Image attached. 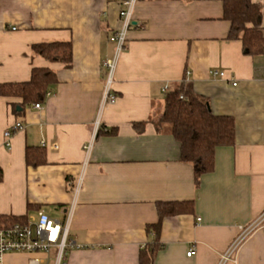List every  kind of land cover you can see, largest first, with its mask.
I'll list each match as a JSON object with an SVG mask.
<instances>
[{
    "label": "crops",
    "instance_id": "obj_1",
    "mask_svg": "<svg viewBox=\"0 0 264 264\" xmlns=\"http://www.w3.org/2000/svg\"><path fill=\"white\" fill-rule=\"evenodd\" d=\"M251 1L261 4L264 34V0ZM118 11L119 0H0V82L26 81L32 67L57 77L40 108L15 113L19 99L0 96V216L43 212L61 221L73 205L65 264H141L156 202L193 200L192 212L163 218L151 264H218L237 226L264 209V54H244L239 40L226 38L220 1L138 0L113 74L115 101L101 106ZM55 41L71 43L70 66L31 51L32 43ZM185 78L213 114L235 121L234 143L215 148L213 169L197 187L178 142L152 123L166 91ZM97 118L115 133H96L75 194ZM17 121L23 128L11 131L7 148L4 131ZM27 146L41 147L45 162L27 165ZM33 255L5 253L2 264ZM224 264H264V229Z\"/></svg>",
    "mask_w": 264,
    "mask_h": 264
},
{
    "label": "trees",
    "instance_id": "obj_2",
    "mask_svg": "<svg viewBox=\"0 0 264 264\" xmlns=\"http://www.w3.org/2000/svg\"><path fill=\"white\" fill-rule=\"evenodd\" d=\"M222 5V18L229 22L227 39L239 40L242 51L247 55L264 54V34L261 26L262 8L251 0H217ZM33 54L49 61L71 64V43L68 41L36 42L31 44ZM57 82L52 69L32 67L26 81L0 82V96L13 97L19 102L12 104V110L19 113L26 106L45 100ZM183 94V98L179 95ZM16 107L20 108L17 111ZM157 132H167L178 142L182 161L190 162L193 169L194 184L197 187L202 174L212 171L214 152L218 146L232 145L235 140V121L229 115L213 114L208 99L193 92L189 82L180 81L166 91L162 114L152 120ZM133 127L141 131L144 122H133ZM97 133H115V128L100 126ZM41 147L27 146L25 162L37 166L45 162ZM3 170L0 167V181ZM157 221L146 225V231L153 233L152 242L139 251V262L151 264L161 247L158 242L161 222L164 217L193 211V200L157 201ZM24 216H0V226L14 222H24Z\"/></svg>",
    "mask_w": 264,
    "mask_h": 264
},
{
    "label": "built area",
    "instance_id": "obj_3",
    "mask_svg": "<svg viewBox=\"0 0 264 264\" xmlns=\"http://www.w3.org/2000/svg\"><path fill=\"white\" fill-rule=\"evenodd\" d=\"M137 2L138 0H119V25L109 36V39L114 44V53L110 59L104 62L106 75L101 106L115 101L116 97L111 90L113 74L116 69L117 60L125 49L127 33L134 25L133 13ZM14 28L15 27L12 29ZM211 74L222 77L224 76V71H211ZM182 81L185 83L188 82L186 78ZM166 89H168V86H165V90ZM46 95L49 96L50 92H47ZM179 98H183V94H180ZM40 106L41 104L39 102L33 103L34 108H40ZM100 123V119L97 118L93 124V135L91 140H89V142L83 147L84 160L76 184L74 185L75 194L78 192L82 183L84 165L89 159L94 137L101 126ZM22 128L23 124L17 121L4 131V144L7 148H10L9 138L11 131ZM72 212L73 205L70 206L64 219L61 221L50 218L43 212H39L37 216L31 217L24 222H14L6 226L1 225L0 264H2V257L5 253L20 252L34 254L25 264H43L46 259L48 260V258H50L51 251H53L51 254V264H65L67 250L74 246L73 242L69 239ZM260 229H264V209L250 223L237 226V233L226 249L220 254L218 264H224L226 261L232 260L243 242L255 231ZM193 253L194 249H190L187 252V255L190 256ZM38 254H41L42 256H39Z\"/></svg>",
    "mask_w": 264,
    "mask_h": 264
},
{
    "label": "water",
    "instance_id": "obj_4",
    "mask_svg": "<svg viewBox=\"0 0 264 264\" xmlns=\"http://www.w3.org/2000/svg\"><path fill=\"white\" fill-rule=\"evenodd\" d=\"M16 109H18V110H19L20 108H19V107H16Z\"/></svg>",
    "mask_w": 264,
    "mask_h": 264
}]
</instances>
